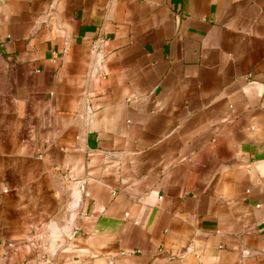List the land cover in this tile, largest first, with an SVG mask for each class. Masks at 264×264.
<instances>
[{
	"label": "crops",
	"instance_id": "obj_1",
	"mask_svg": "<svg viewBox=\"0 0 264 264\" xmlns=\"http://www.w3.org/2000/svg\"><path fill=\"white\" fill-rule=\"evenodd\" d=\"M32 231L51 264H264V0H0V264Z\"/></svg>",
	"mask_w": 264,
	"mask_h": 264
},
{
	"label": "built area",
	"instance_id": "obj_2",
	"mask_svg": "<svg viewBox=\"0 0 264 264\" xmlns=\"http://www.w3.org/2000/svg\"><path fill=\"white\" fill-rule=\"evenodd\" d=\"M93 49L97 50V47ZM25 243L36 251L37 264H51L53 249L50 247L43 232L32 231L26 238ZM8 245H12V243H8ZM110 264H114L112 260H110Z\"/></svg>",
	"mask_w": 264,
	"mask_h": 264
}]
</instances>
